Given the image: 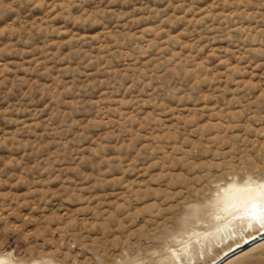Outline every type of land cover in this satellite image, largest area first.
Returning <instances> with one entry per match:
<instances>
[{
    "label": "rangeland",
    "instance_id": "rangeland-1",
    "mask_svg": "<svg viewBox=\"0 0 264 264\" xmlns=\"http://www.w3.org/2000/svg\"><path fill=\"white\" fill-rule=\"evenodd\" d=\"M248 178L264 179V0H0V256L179 264L169 250ZM230 264H264V245Z\"/></svg>",
    "mask_w": 264,
    "mask_h": 264
},
{
    "label": "bare ground",
    "instance_id": "bare-ground-1",
    "mask_svg": "<svg viewBox=\"0 0 264 264\" xmlns=\"http://www.w3.org/2000/svg\"><path fill=\"white\" fill-rule=\"evenodd\" d=\"M251 180V183L253 184H259V183H264L263 180H254L251 178H248L246 181H238L235 179L234 181L232 180L231 182L227 183L226 185L222 186L219 188L217 197L214 199V211L212 215L210 216V222L212 223V232H215L217 227L222 226L223 223H226V220H222L217 222L214 218L215 214L218 212V209L216 207L217 201L223 200L225 198V194L229 191V189L232 188H243L245 183L249 182ZM240 213L237 211L236 212V217H238ZM229 219H236V223H239L238 218L234 217H229ZM259 226H254L251 228V231L246 229L243 225H241L239 228H233L232 231L228 233H221L219 237H210L208 240L204 242H212L211 239H214L215 241L218 240L219 238H224V240H231L232 234H245V236L242 239H237L233 242L232 245L229 247H226L223 252L216 257L215 260L211 261L208 264H230L232 263L235 259L242 257L246 255L248 252L256 250L259 246L264 245V228H258ZM244 229L243 231H241ZM249 231V232H247ZM185 237H182L177 241L178 243V248L177 250H169L170 258L172 259V262H177L179 264L182 263L183 258L190 250H192L195 246L192 244V240L196 239L199 240L202 236H208V234L204 231H199V230H191L187 231L184 233ZM241 236V235H240ZM223 242V241H222ZM230 241H228L229 244ZM199 246V245H197ZM171 249V248H169ZM20 264H25V263H20ZM32 264H39L38 262H34Z\"/></svg>",
    "mask_w": 264,
    "mask_h": 264
},
{
    "label": "clouds",
    "instance_id": "clouds-1",
    "mask_svg": "<svg viewBox=\"0 0 264 264\" xmlns=\"http://www.w3.org/2000/svg\"><path fill=\"white\" fill-rule=\"evenodd\" d=\"M264 183L253 184L251 180L245 183L243 188H250L251 191H245L244 193L239 194L244 199V204L239 209L230 207V205L236 204L239 202V199H233L225 195L223 200L217 201L216 207L218 212L215 214L214 218L217 222L226 220V223H223L222 226L217 227L215 232H211L208 236H202L199 240L193 239L192 244L194 246L199 245L203 246L204 241L208 240L210 237H219L221 233H228L233 230V228H239L243 225L246 229H249L247 226L252 224L255 226L256 222L252 220L250 216L242 215L244 209L248 211H255L260 217L261 221L264 222V187L261 185ZM255 203L257 204L256 209H252L250 206ZM239 212L240 215L238 220L239 223H236V219H229V217L236 218V212ZM251 229V228H250ZM0 262L2 264H20L14 257L11 255L0 256ZM47 264H57V261L49 259Z\"/></svg>",
    "mask_w": 264,
    "mask_h": 264
},
{
    "label": "snow or ice",
    "instance_id": "snow-or-ice-1",
    "mask_svg": "<svg viewBox=\"0 0 264 264\" xmlns=\"http://www.w3.org/2000/svg\"><path fill=\"white\" fill-rule=\"evenodd\" d=\"M261 187H264V184L261 185ZM245 191H251L250 188H232L229 189V191L225 194L226 196H229L230 198L233 199H239V202L233 205H230V207L235 208V209H239L240 207H242V205L244 204V199L243 197H241L239 194L244 193ZM252 209H256L257 208V204L253 203L250 206ZM242 215L245 216H250L252 218L253 221L256 222L255 226H259L264 228V222L261 221L260 217L257 215V213L255 211H248L247 209H244V212L242 213ZM236 218H241V217H236ZM249 229L253 227L252 224H249L247 226ZM244 229H242L241 231H243ZM0 264H2V262H0Z\"/></svg>",
    "mask_w": 264,
    "mask_h": 264
}]
</instances>
